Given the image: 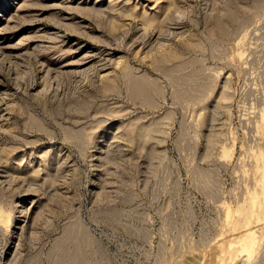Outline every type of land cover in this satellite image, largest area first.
<instances>
[{"label":"rangeland","instance_id":"1","mask_svg":"<svg viewBox=\"0 0 264 264\" xmlns=\"http://www.w3.org/2000/svg\"><path fill=\"white\" fill-rule=\"evenodd\" d=\"M0 264H264V0H0Z\"/></svg>","mask_w":264,"mask_h":264}]
</instances>
